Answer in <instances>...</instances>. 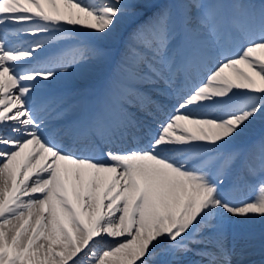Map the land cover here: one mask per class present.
Returning <instances> with one entry per match:
<instances>
[{"label":"snow or ice","instance_id":"6c2138e0","mask_svg":"<svg viewBox=\"0 0 264 264\" xmlns=\"http://www.w3.org/2000/svg\"><path fill=\"white\" fill-rule=\"evenodd\" d=\"M257 120L264 0H0V264H248Z\"/></svg>","mask_w":264,"mask_h":264},{"label":"bare ground","instance_id":"6f19581e","mask_svg":"<svg viewBox=\"0 0 264 264\" xmlns=\"http://www.w3.org/2000/svg\"><path fill=\"white\" fill-rule=\"evenodd\" d=\"M126 31H131V28L127 24L121 27V33ZM117 47H122L121 42H116ZM69 88H74L76 90H88L92 92L98 86V75L93 71L90 73H85L83 75H78L66 82ZM78 109H74L69 115V119L74 118L78 114ZM264 122L257 120L250 130L245 134V137L240 141V143H246L249 138L259 135V131L263 127ZM259 132V133H258ZM254 193L249 188H242L237 196L239 198H248L253 196ZM236 219V218H234ZM240 223L232 233L228 235L227 242H234L237 244V252L239 253L235 259L243 260L248 262V264H261V253H260V239L262 233H264V220L259 216H253L251 219L245 220L244 218H239ZM101 247L103 242H101Z\"/></svg>","mask_w":264,"mask_h":264}]
</instances>
